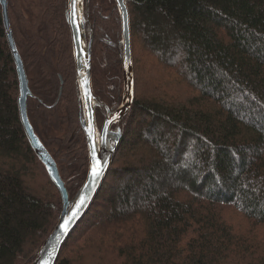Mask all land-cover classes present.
Segmentation results:
<instances>
[{
    "label": "trees",
    "instance_id": "obj_1",
    "mask_svg": "<svg viewBox=\"0 0 264 264\" xmlns=\"http://www.w3.org/2000/svg\"><path fill=\"white\" fill-rule=\"evenodd\" d=\"M8 2L33 93L30 122L74 197L89 151L69 0ZM126 2L134 102L118 123L122 140L104 185L57 264H264V0ZM84 16L94 92L117 109L119 8L85 0ZM20 95L0 4V264H33L63 210L26 135ZM104 115L98 108V123Z\"/></svg>",
    "mask_w": 264,
    "mask_h": 264
},
{
    "label": "water",
    "instance_id": "obj_2",
    "mask_svg": "<svg viewBox=\"0 0 264 264\" xmlns=\"http://www.w3.org/2000/svg\"><path fill=\"white\" fill-rule=\"evenodd\" d=\"M115 1L119 8L122 19V43L124 46V55L122 59L124 92L121 105L117 109L113 110L110 109L107 104L102 102L94 92V38L92 37L88 43L84 24L85 0H79L78 3H74V0H69L68 21L71 29L77 81L80 90V122L86 136L89 151V171L86 182L78 191L77 195L71 199L66 187V183L62 179L56 161L41 142L30 122L28 115V102L33 94L30 88V82L26 72L25 64L19 53L14 38V33L11 28L9 2L8 0H0V4L3 9L8 43L19 75L21 92L19 98V109L21 121L32 148L42 163L46 166L51 180L59 189L63 199V210L59 222L41 247L33 264H57L65 243L90 211L96 197L104 185L110 168L112 167L123 134L121 130H118V132H112L111 129L115 124L120 123L129 114L134 102V60L132 50L130 12L126 0ZM73 12H75V16L73 15ZM98 107H104L107 109L106 119L101 130H99L96 117V111ZM94 155L96 160H99L103 167V172L98 178H94L92 176V166L95 163V160L93 159ZM82 198H84L85 204L80 208L79 215L71 221L69 225V232L64 234L61 231L60 225L69 220Z\"/></svg>",
    "mask_w": 264,
    "mask_h": 264
},
{
    "label": "snow or ice",
    "instance_id": "obj_3",
    "mask_svg": "<svg viewBox=\"0 0 264 264\" xmlns=\"http://www.w3.org/2000/svg\"><path fill=\"white\" fill-rule=\"evenodd\" d=\"M78 2L79 0H74V3H78ZM73 15L75 16V12H73ZM93 159L95 160V163L92 166V176L94 178H98L103 172V167L101 165V162L99 160H96L95 155L93 156ZM84 204H85V200L84 198H82L80 203L76 206V210L72 213V216L69 218V220L65 221L63 224L60 225L61 231L64 234H67L69 232V225L71 221L79 215V210L81 207L84 206Z\"/></svg>",
    "mask_w": 264,
    "mask_h": 264
},
{
    "label": "rangeland",
    "instance_id": "obj_4",
    "mask_svg": "<svg viewBox=\"0 0 264 264\" xmlns=\"http://www.w3.org/2000/svg\"><path fill=\"white\" fill-rule=\"evenodd\" d=\"M88 43H89V41H88ZM132 50H133V60H134V63H135L133 44H132ZM136 53H137L136 59L138 60V59H139V55H138L137 50H135V54H136ZM143 56H144V60H143V59H142V60L148 62L149 58L146 57V54H144ZM134 63H133V64H134ZM136 80H137V79H136V71H135V64H134V84H135V91H136ZM161 80H163V82L166 83L167 78L162 77ZM169 87H172V86H169ZM123 89H124V88H123ZM167 90L171 91L172 89H167ZM149 91L154 92V91H152V89H149ZM173 91H175V90H173ZM77 193H78V192H77ZM77 193L75 194V196L77 195ZM75 196H74V197H75ZM74 197H71V196H70L71 199H73ZM227 220H230L231 222L237 223V221H239L240 218H239V216H238L237 214H235L233 211H230V212H228V214H227Z\"/></svg>",
    "mask_w": 264,
    "mask_h": 264
},
{
    "label": "flooded vegetation",
    "instance_id": "obj_5",
    "mask_svg": "<svg viewBox=\"0 0 264 264\" xmlns=\"http://www.w3.org/2000/svg\"><path fill=\"white\" fill-rule=\"evenodd\" d=\"M33 94V93H32ZM96 95V94H95ZM97 96V95H96ZM98 97V96H97ZM99 98V97H98ZM100 99V98H99ZM102 102H104L102 99H100ZM105 104H107L109 107H110V109H113L114 110V107H112V106H110L107 102H104ZM98 108H100V109H104L105 110V115H104V122H105V119H106V114H107V109L106 108H104V107H98ZM97 108V109H98ZM80 116H81V109H80ZM96 117H97V111H96ZM104 122H103V124H104ZM97 123H98V120H97ZM103 124H100V123H98V127H99V130H101L102 129V127H103ZM80 125H81V122H80ZM118 125L119 124H115L113 127H112V129H111V131L112 132H118V130H121V128L119 129V127H118ZM122 131V130H121ZM85 138H86V136H85ZM86 142H87V140H86ZM88 147V146H87Z\"/></svg>",
    "mask_w": 264,
    "mask_h": 264
}]
</instances>
